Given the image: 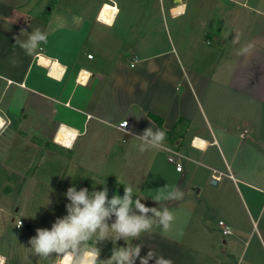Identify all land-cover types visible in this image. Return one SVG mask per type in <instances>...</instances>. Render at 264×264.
Segmentation results:
<instances>
[{
  "label": "crops",
  "instance_id": "0c3cea01",
  "mask_svg": "<svg viewBox=\"0 0 264 264\" xmlns=\"http://www.w3.org/2000/svg\"><path fill=\"white\" fill-rule=\"evenodd\" d=\"M106 3L117 8L112 22L99 19ZM37 27L48 43L28 56L13 37ZM0 119L4 264H62L34 256L28 243L64 216L37 201L30 211L37 185L53 180L56 192L106 184L109 198L131 185L147 206L168 207L170 231L133 241L142 256L151 249L171 264H231L242 256L240 213L264 197V0H0ZM151 123L167 139L140 152L132 134ZM7 180L21 182L15 202ZM166 184L184 198L157 205L150 196ZM220 220L234 238H224ZM98 246L101 258L111 255L110 241Z\"/></svg>",
  "mask_w": 264,
  "mask_h": 264
},
{
  "label": "clouds",
  "instance_id": "9594fccd",
  "mask_svg": "<svg viewBox=\"0 0 264 264\" xmlns=\"http://www.w3.org/2000/svg\"><path fill=\"white\" fill-rule=\"evenodd\" d=\"M25 31L21 29L20 34L13 37L14 45L26 55L34 56L48 43L49 33L37 27L22 40L20 37ZM132 135L140 141V152L157 149L167 139L166 132L152 123L141 134ZM97 184L101 183L94 181L92 190L87 187L77 190L75 184L67 188L64 195L71 201L65 205L67 215L57 217L51 228L36 229V234L28 242L32 254L40 259L58 256L62 264H136L137 260L139 264H149L150 260L154 264H171L157 257L151 249L142 256L144 245L133 244V241L140 240L143 234L151 237L157 229L170 231L175 214L168 207H149L142 203V199L134 195L131 185L124 186L122 196L113 194L109 198L107 185L102 184L103 188L98 190ZM184 195L183 189L166 184L150 197L159 205L165 201H180ZM120 240L125 242L124 246H118ZM108 241L113 245L111 255L101 258L98 245Z\"/></svg>",
  "mask_w": 264,
  "mask_h": 264
},
{
  "label": "rangeland",
  "instance_id": "374dc122",
  "mask_svg": "<svg viewBox=\"0 0 264 264\" xmlns=\"http://www.w3.org/2000/svg\"><path fill=\"white\" fill-rule=\"evenodd\" d=\"M58 167V166H56ZM107 167L105 165L95 166L97 170L101 173L107 171ZM111 167V166H110ZM202 166L199 167V172L204 169ZM109 173H114L115 171H110ZM108 174V173H107ZM14 179V178H12ZM19 181H6L3 185V189L8 196V200L10 202H15V191L20 189ZM59 181H48V182H41L37 185V195L33 198V202L30 205V211L32 209L33 204L37 201L39 205H47L49 208H54V216H62L67 215V209L65 207L66 204L70 203L71 201L64 195V191L56 192L54 191V184H58ZM2 185V186H3ZM243 189V187H242ZM51 201V202H50ZM257 205L252 206L249 205V208H245V213H240V217L242 219L241 226H243V232L239 239L241 240L242 246V256L238 259H234L231 264H264V214L259 222V217L264 211V197L261 196L260 193H257L255 196V202ZM245 214V218L243 217ZM18 213L14 212L12 217H16ZM258 224V226H257ZM257 228V230H256ZM225 236V235H224ZM234 234H228L224 238L232 239L234 238Z\"/></svg>",
  "mask_w": 264,
  "mask_h": 264
},
{
  "label": "bare ground",
  "instance_id": "6f19581e",
  "mask_svg": "<svg viewBox=\"0 0 264 264\" xmlns=\"http://www.w3.org/2000/svg\"><path fill=\"white\" fill-rule=\"evenodd\" d=\"M176 10V9H175ZM179 10V9H178ZM117 12V8L115 7V5H111V4H104L100 13H99V19L100 20H103L105 22H112L113 20V17L115 15V13ZM45 56V55H44ZM42 56L40 61L42 63H44L46 66H49L50 65V59L47 58V57H44ZM62 69V66L61 64L58 62V60H55V62L53 63V68L52 70L50 71L52 75L55 76H59L60 75V70ZM86 77H87V73L84 71L82 72L81 74V77H80V80L81 81H85L86 80ZM0 123H1V119H0ZM3 123V122H2ZM1 126V125H0ZM72 130V129H70ZM69 130V131H70ZM61 131V130H60ZM68 131V132H69ZM67 132V131H66ZM68 135V134H67ZM58 139L61 141V142H64L65 144H70L69 143V138L67 139L64 135H63V132H60L58 134ZM195 145L198 146V147H202V148H205L206 147V143L202 140H200L199 138H197L195 141Z\"/></svg>",
  "mask_w": 264,
  "mask_h": 264
},
{
  "label": "built area",
  "instance_id": "2783aa9c",
  "mask_svg": "<svg viewBox=\"0 0 264 264\" xmlns=\"http://www.w3.org/2000/svg\"><path fill=\"white\" fill-rule=\"evenodd\" d=\"M119 127L123 128V129H127L129 127V121L126 120V121L120 122L119 123ZM169 161L175 164L177 171H182V169H183L182 164H181V162L179 161V159L177 157L170 156L169 157ZM231 176H233V175H231ZM18 225L23 226L24 225L23 221L19 220L17 222V226ZM219 226L221 227L222 232H223L224 235H228V234L232 233V228L224 220H220L219 221ZM4 263H5V260L4 259H0V264H4Z\"/></svg>",
  "mask_w": 264,
  "mask_h": 264
},
{
  "label": "trees",
  "instance_id": "16d2710c",
  "mask_svg": "<svg viewBox=\"0 0 264 264\" xmlns=\"http://www.w3.org/2000/svg\"><path fill=\"white\" fill-rule=\"evenodd\" d=\"M153 118L157 121V123H158L159 125H161V119H160V118H158V117H156V116H153Z\"/></svg>",
  "mask_w": 264,
  "mask_h": 264
},
{
  "label": "water",
  "instance_id": "95a60500",
  "mask_svg": "<svg viewBox=\"0 0 264 264\" xmlns=\"http://www.w3.org/2000/svg\"><path fill=\"white\" fill-rule=\"evenodd\" d=\"M216 182V180H213V183H215Z\"/></svg>",
  "mask_w": 264,
  "mask_h": 264
}]
</instances>
